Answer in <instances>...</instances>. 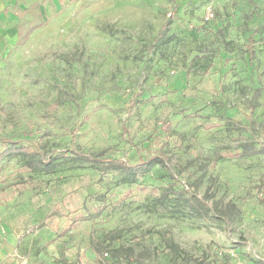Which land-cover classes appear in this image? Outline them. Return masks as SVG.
I'll return each instance as SVG.
<instances>
[{"label": "rangeland", "instance_id": "374dc122", "mask_svg": "<svg viewBox=\"0 0 264 264\" xmlns=\"http://www.w3.org/2000/svg\"><path fill=\"white\" fill-rule=\"evenodd\" d=\"M54 5L24 45L0 35V152L52 161L0 159V264H264V153L240 154L264 145V0ZM159 153L134 181L106 162ZM185 181L227 216L160 202Z\"/></svg>", "mask_w": 264, "mask_h": 264}, {"label": "trees", "instance_id": "16d2710c", "mask_svg": "<svg viewBox=\"0 0 264 264\" xmlns=\"http://www.w3.org/2000/svg\"><path fill=\"white\" fill-rule=\"evenodd\" d=\"M39 27V24H30L26 27L21 26L19 29V35L17 44L24 45L31 36V33ZM166 28V25L163 26ZM133 106L131 103L130 107ZM10 145H8L2 152H0V159L6 156L11 155H22L24 159V165L26 168L31 170H37L39 168H46V166L51 165L52 161L50 158L37 157L36 152L32 148L26 146H18L16 141L11 139L6 140ZM264 153V145H258L254 142H245L241 145L240 154L244 156H251L255 154ZM75 156L78 160H94L91 155L85 154L83 152H75ZM167 159L164 153L155 154L151 157L144 158L140 157V160L137 163H128L127 161L121 159H107L106 162L109 163V167L112 169H121L126 173V179L134 181L138 174L144 172L152 164L161 163ZM188 187V188H187ZM184 190L176 191L172 190L169 187H165L158 199L160 202H166V200L178 201L181 202L184 206L188 207L193 213L194 216L201 218H224L227 216V211H224L222 208H219V201H214L211 205L206 196L198 197L194 194L188 196L186 193L190 192V185L187 181L183 185ZM229 206H232L234 209L237 208L235 203H229ZM191 213V214H193ZM229 213V211H228ZM213 214V215H211ZM215 264H217L215 262Z\"/></svg>", "mask_w": 264, "mask_h": 264}, {"label": "crops", "instance_id": "0c3cea01", "mask_svg": "<svg viewBox=\"0 0 264 264\" xmlns=\"http://www.w3.org/2000/svg\"><path fill=\"white\" fill-rule=\"evenodd\" d=\"M55 3L57 0H0V35L6 34L8 30L12 37L18 40L21 26L39 24L40 27L42 22L54 17ZM50 6L52 10H49ZM23 18L33 21L21 24L20 21ZM36 20L38 22H34ZM249 263L252 264V262Z\"/></svg>", "mask_w": 264, "mask_h": 264}, {"label": "built area", "instance_id": "2783aa9c", "mask_svg": "<svg viewBox=\"0 0 264 264\" xmlns=\"http://www.w3.org/2000/svg\"><path fill=\"white\" fill-rule=\"evenodd\" d=\"M215 16L214 11H212L210 8L207 11V14L205 16L206 20H212ZM188 188V187H187ZM217 256L220 259L217 264H250L249 262L243 261L239 257V251H237L234 248H231L230 250L226 249H220L217 251ZM226 257H229L231 260H234L230 262L226 261Z\"/></svg>", "mask_w": 264, "mask_h": 264}]
</instances>
